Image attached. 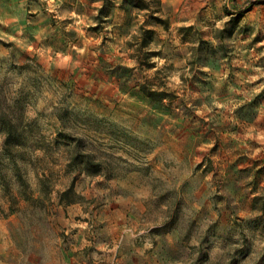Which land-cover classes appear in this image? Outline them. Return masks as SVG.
Listing matches in <instances>:
<instances>
[{
	"label": "rangeland",
	"instance_id": "374dc122",
	"mask_svg": "<svg viewBox=\"0 0 264 264\" xmlns=\"http://www.w3.org/2000/svg\"><path fill=\"white\" fill-rule=\"evenodd\" d=\"M0 95V264H264V0H0Z\"/></svg>",
	"mask_w": 264,
	"mask_h": 264
},
{
	"label": "trees",
	"instance_id": "16d2710c",
	"mask_svg": "<svg viewBox=\"0 0 264 264\" xmlns=\"http://www.w3.org/2000/svg\"><path fill=\"white\" fill-rule=\"evenodd\" d=\"M149 66H153L150 63ZM153 98L162 99L164 92L152 90L148 91ZM1 96V95H0ZM26 107L18 103L9 105L8 110L0 111V131L6 135L5 145L17 146L24 145L22 137L25 125ZM24 126V127H23ZM67 144V161L68 167L79 169L82 173L89 175H99L106 172H111L110 165L105 159H99L98 155L86 145L83 138L70 137ZM76 178L74 177L71 185L61 193V200L67 202H74L71 198V193L74 192Z\"/></svg>",
	"mask_w": 264,
	"mask_h": 264
},
{
	"label": "crops",
	"instance_id": "0c3cea01",
	"mask_svg": "<svg viewBox=\"0 0 264 264\" xmlns=\"http://www.w3.org/2000/svg\"><path fill=\"white\" fill-rule=\"evenodd\" d=\"M107 252H108V251H107V249H106V251H104L105 255H107Z\"/></svg>",
	"mask_w": 264,
	"mask_h": 264
}]
</instances>
